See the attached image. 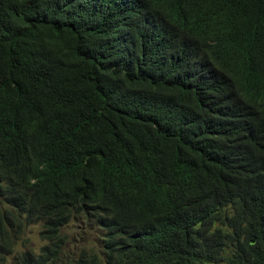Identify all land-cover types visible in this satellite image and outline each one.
I'll list each match as a JSON object with an SVG mask.
<instances>
[{
    "label": "trees",
    "instance_id": "obj_1",
    "mask_svg": "<svg viewBox=\"0 0 264 264\" xmlns=\"http://www.w3.org/2000/svg\"><path fill=\"white\" fill-rule=\"evenodd\" d=\"M203 51L264 73V0H0V264H264V104Z\"/></svg>",
    "mask_w": 264,
    "mask_h": 264
},
{
    "label": "clouds",
    "instance_id": "obj_2",
    "mask_svg": "<svg viewBox=\"0 0 264 264\" xmlns=\"http://www.w3.org/2000/svg\"><path fill=\"white\" fill-rule=\"evenodd\" d=\"M181 9H179L180 12ZM175 28L178 34L183 32L179 23L161 20ZM206 29V23L203 21L201 32ZM200 32V33H201ZM204 55L211 62L206 63L223 79L241 81L250 95V102L253 109L260 108L264 104V73L257 69L253 64H245L237 70L229 79L226 77L227 68L234 61L233 53L230 51H203ZM258 114V113H256Z\"/></svg>",
    "mask_w": 264,
    "mask_h": 264
},
{
    "label": "rangeland",
    "instance_id": "obj_3",
    "mask_svg": "<svg viewBox=\"0 0 264 264\" xmlns=\"http://www.w3.org/2000/svg\"><path fill=\"white\" fill-rule=\"evenodd\" d=\"M41 230L40 224H33L29 226L23 233L22 237L17 240L13 248V253L6 258L7 264L12 262L14 253H21L24 250H31L38 253L45 240H42L39 232ZM66 234L73 245L93 247L95 246V239H98L99 232L95 226L85 225L81 221H72L66 229ZM210 264V263H204Z\"/></svg>",
    "mask_w": 264,
    "mask_h": 264
}]
</instances>
